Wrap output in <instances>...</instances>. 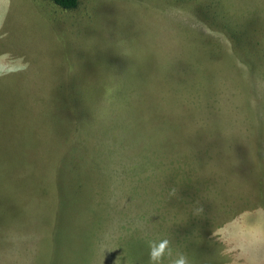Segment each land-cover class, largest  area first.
Here are the masks:
<instances>
[{"label": "rangeland", "instance_id": "1", "mask_svg": "<svg viewBox=\"0 0 264 264\" xmlns=\"http://www.w3.org/2000/svg\"><path fill=\"white\" fill-rule=\"evenodd\" d=\"M77 119L94 168L59 154ZM237 218H264V0H0V264H149L165 238L164 264H230Z\"/></svg>", "mask_w": 264, "mask_h": 264}, {"label": "clouds", "instance_id": "2", "mask_svg": "<svg viewBox=\"0 0 264 264\" xmlns=\"http://www.w3.org/2000/svg\"><path fill=\"white\" fill-rule=\"evenodd\" d=\"M176 190L170 193L175 196ZM203 207L198 203L191 206V214L203 215ZM145 231L143 225L139 226ZM227 228V232L221 228ZM213 237L219 242L221 249L228 256L230 264H264V218H237L227 225L213 229ZM166 256H171L169 239L148 241L149 264H164ZM173 264H190L187 256L178 255Z\"/></svg>", "mask_w": 264, "mask_h": 264}, {"label": "crops", "instance_id": "3", "mask_svg": "<svg viewBox=\"0 0 264 264\" xmlns=\"http://www.w3.org/2000/svg\"><path fill=\"white\" fill-rule=\"evenodd\" d=\"M62 120V118H61ZM78 121V132H74V135H73V138H70V142H71V146H65V145H62L63 147L60 148L59 147V154H64V152L62 151V149H72L73 147L76 146V148H74L71 152V155L74 159H76L77 161H80V162H83L85 164H88L91 165L92 168L96 167V163H99L97 161L98 158H96L94 161H93V155L95 154L96 157H98L97 153H95V149H93V152L91 153L90 152V140H95V138H98L100 137V129L98 130V133H94L93 135H91L90 133V121L89 119H77ZM64 128H69V125L68 124H64L63 125ZM70 129H73L72 126H70ZM47 134H48V137L49 139H52V137L56 134L55 132L53 131H50V130H47ZM42 144V143H41ZM65 147V148H64ZM77 148L79 150V152L77 151ZM41 158L39 160H45L47 158H45L42 154H40ZM67 165H63L61 168L59 167L58 169H63V170H66L65 171V175L66 173L71 169L69 167H66ZM98 166L100 167V165L98 164ZM90 169V168H88ZM87 169V170H88ZM52 172V170H50ZM55 173H48V177H47V180L49 177H52ZM87 184V181L85 182ZM94 184L97 185V182L95 181ZM44 186V183L43 184H39L38 186H36L34 188V190L29 193V195L31 196V198L33 199L34 201V205H36L38 208L37 209H40V208H47L44 204V199L45 200H48V198L46 197V190L45 187L43 188H40V186ZM44 194H45V198H44Z\"/></svg>", "mask_w": 264, "mask_h": 264}, {"label": "trees", "instance_id": "4", "mask_svg": "<svg viewBox=\"0 0 264 264\" xmlns=\"http://www.w3.org/2000/svg\"><path fill=\"white\" fill-rule=\"evenodd\" d=\"M56 5L63 8H72L76 5L77 0H52Z\"/></svg>", "mask_w": 264, "mask_h": 264}]
</instances>
